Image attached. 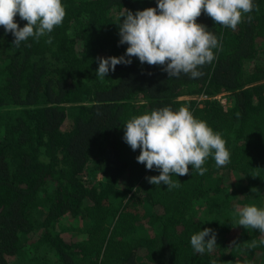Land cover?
Masks as SVG:
<instances>
[{
	"label": "trees",
	"instance_id": "obj_1",
	"mask_svg": "<svg viewBox=\"0 0 264 264\" xmlns=\"http://www.w3.org/2000/svg\"><path fill=\"white\" fill-rule=\"evenodd\" d=\"M62 4L63 23L38 41L17 47L0 26V264H36L45 245L58 264H264V233L236 225L238 207L264 208V0L235 30L201 13L218 47L196 79L137 57L96 75L98 58L125 56L121 12L158 0ZM163 107L219 132L229 163L210 155L203 175L191 165L171 175L179 187L150 184L160 170L137 161L124 124ZM233 173L249 179L245 189ZM204 228L217 244L201 254L190 240Z\"/></svg>",
	"mask_w": 264,
	"mask_h": 264
},
{
	"label": "clouds",
	"instance_id": "obj_2",
	"mask_svg": "<svg viewBox=\"0 0 264 264\" xmlns=\"http://www.w3.org/2000/svg\"><path fill=\"white\" fill-rule=\"evenodd\" d=\"M253 7V0H158L157 7L135 14L125 9L118 23L120 43L128 45L125 56L98 58L96 75L103 79L118 64H131V57H137L141 63L164 65L169 77L183 73L190 74L192 79L199 78L203 75L199 69L215 59L213 49L218 47V40L205 25L197 23V18L205 12L216 24L235 30ZM17 14L27 21L23 27L15 20ZM65 15L62 0H0V26L13 34L17 47L29 37L38 41L51 33L63 23ZM247 18L251 20V16ZM46 42L51 43L50 36ZM124 125L126 143L133 150L140 149L137 161L148 170H160L158 176L146 177L152 185L179 187L171 175H188L190 165L203 175L207 171L203 165L210 155L217 167L230 161L222 135L186 108L155 109ZM236 213V225L264 233V208L245 205L238 207ZM190 243L197 253L211 252L217 244L216 234L204 228L191 236Z\"/></svg>",
	"mask_w": 264,
	"mask_h": 264
},
{
	"label": "rangeland",
	"instance_id": "obj_3",
	"mask_svg": "<svg viewBox=\"0 0 264 264\" xmlns=\"http://www.w3.org/2000/svg\"><path fill=\"white\" fill-rule=\"evenodd\" d=\"M222 102L225 104L226 103V98L223 97L222 98ZM98 177L101 178L102 177V174L99 173L98 174ZM232 178H233V182L237 185V187L239 189H245V187L248 185V183L250 182L249 179L243 175V174H236V173H233L232 175ZM38 234L35 233L33 235V238H37ZM81 235L83 236V233H81ZM42 249V252H43V256H40L38 259H37V263L36 264H58L57 263V258L54 254V252L51 254V253H48V247L45 245L44 247L41 246L39 250ZM10 264H25L23 259L21 258V256H15V257H12L11 258V261H10Z\"/></svg>",
	"mask_w": 264,
	"mask_h": 264
}]
</instances>
